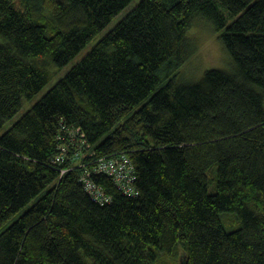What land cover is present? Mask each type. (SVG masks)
Segmentation results:
<instances>
[{
    "label": "trees",
    "instance_id": "trees-1",
    "mask_svg": "<svg viewBox=\"0 0 264 264\" xmlns=\"http://www.w3.org/2000/svg\"><path fill=\"white\" fill-rule=\"evenodd\" d=\"M131 1L0 0V264H264V0H140L103 32ZM200 19L230 64L178 81ZM65 128L137 194L92 174L94 201Z\"/></svg>",
    "mask_w": 264,
    "mask_h": 264
},
{
    "label": "built area",
    "instance_id": "built-area-1",
    "mask_svg": "<svg viewBox=\"0 0 264 264\" xmlns=\"http://www.w3.org/2000/svg\"><path fill=\"white\" fill-rule=\"evenodd\" d=\"M63 138L66 145H58V153L54 156V163H66L67 170L79 168V182L84 191L96 202L100 204L110 203L111 196L108 195L103 187L95 182L92 174H104L112 180L115 188L125 195H135L134 188V166L128 161L124 154L93 159L91 145L85 137V133L79 128L67 130L65 128ZM73 148L68 153V149ZM66 169L61 170L64 173Z\"/></svg>",
    "mask_w": 264,
    "mask_h": 264
},
{
    "label": "rangeland",
    "instance_id": "rangeland-1",
    "mask_svg": "<svg viewBox=\"0 0 264 264\" xmlns=\"http://www.w3.org/2000/svg\"><path fill=\"white\" fill-rule=\"evenodd\" d=\"M140 0H132L130 4L124 8L119 14H117L109 23L106 29H109L114 23L122 18V16L127 12L128 9L134 7L138 4ZM102 32V33H103ZM188 36L191 37L193 42H196L197 49L195 52L189 57V59L183 64L180 69V74L178 76V81L182 82H196L198 81L204 74V72L208 69H221L227 70L228 65L230 64V60L222 49L219 41L217 40V33L213 31L212 26L206 20L200 19L196 22V24L188 31ZM97 38L91 40L85 48L81 50L65 67L61 69V71L57 72L55 77L51 79V81L43 88L41 92H39L28 106L25 105L19 113L13 118L11 123L15 121L18 117H20L27 109L30 107L35 101H37L50 87L54 85V83L59 80L69 69L70 67L78 61L81 57H83L88 51L92 49L95 45ZM8 126V125H7ZM0 130V135L6 130V127ZM225 213L221 215V221L226 226H224L227 230H231L233 228H227V224L225 219L228 215L223 216ZM232 214V213H231ZM233 215V214H232ZM222 216L224 217L222 219ZM234 216V215H233ZM232 217V216H231ZM236 227V226H235Z\"/></svg>",
    "mask_w": 264,
    "mask_h": 264
}]
</instances>
